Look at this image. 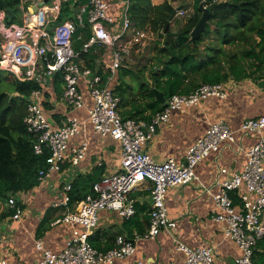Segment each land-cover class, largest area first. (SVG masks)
Listing matches in <instances>:
<instances>
[{"label": "built area", "instance_id": "2783aa9c", "mask_svg": "<svg viewBox=\"0 0 264 264\" xmlns=\"http://www.w3.org/2000/svg\"><path fill=\"white\" fill-rule=\"evenodd\" d=\"M45 1L16 0L21 13L20 23L15 22L18 18L16 7L13 8L15 17L10 19L7 10L0 6V70L10 71L22 82L35 80L41 86L31 94L24 118L27 131L35 137L36 154H43L45 149L51 153L49 170L40 172V182L53 171H60L65 163L79 165L87 156V139L78 146L69 145L73 138L86 131L87 120L72 114L86 108L81 81L88 85L94 101L92 108L87 110L88 121L95 133L120 143L121 158L120 170L104 176L94 185L93 193L76 205V211L64 218V222L78 224L82 230L74 232L59 253L45 248L41 241L37 242V249L41 251L37 264H114L117 259L134 255L136 244L123 236L117 238V247L107 252L96 249L90 238L102 211L115 212L124 220L135 216V200L130 195L145 182L152 184V207L149 229L141 239H155L163 232L173 235L177 222L168 211L169 190L199 181L196 168L200 163L212 154H221L223 144L234 152L241 151L244 138H252L254 143L246 153L243 170L225 180L219 177L215 180L219 191L213 198L221 212L213 219L226 225V237L234 240L242 252L235 264H253L257 243L264 239V115L247 119L238 128H232L224 121L211 123L206 133L187 149L184 162L179 163L173 158L163 162L154 160L145 148L158 128L167 123L174 112L198 106L212 98L226 99L229 95L227 87L223 84L203 85L190 95H173L166 109L155 114L150 122L124 119L120 113L121 99L111 83L130 53L147 35L139 31L130 18V1L119 23L109 14L107 0ZM64 13L65 18H62ZM186 15L185 11L178 14ZM86 32L90 36L84 41ZM78 45L80 49H77ZM96 47L111 48L113 60L102 70L94 71L85 65L84 57ZM58 72L63 74L62 101L67 109L61 126L51 123L44 109L45 86ZM227 173L226 169L220 171V175ZM66 190L70 191L71 185ZM22 194L9 197L8 207L16 210L14 220H19L23 213L18 204V195ZM235 194L240 198L238 205H235ZM68 202L69 197H66L63 204L67 206ZM173 241L184 256L180 264H215L213 247L192 248L176 236ZM0 264L8 262L0 256Z\"/></svg>", "mask_w": 264, "mask_h": 264}, {"label": "crops", "instance_id": "0c3cea01", "mask_svg": "<svg viewBox=\"0 0 264 264\" xmlns=\"http://www.w3.org/2000/svg\"><path fill=\"white\" fill-rule=\"evenodd\" d=\"M107 1L110 4L109 14L118 23L122 22L124 8L130 0ZM166 1L175 8L172 30L176 32L183 26L185 20L181 18L182 16H178L179 12L185 11L187 14H192L194 2L193 0H152V3L161 5ZM179 19H182L181 24ZM138 30L146 32L139 28ZM146 33V39L135 47L124 65V68L131 70L134 74L142 71L147 61L149 62L152 58L150 55H154L152 48L156 40L155 35L149 31ZM146 49L149 53L152 51L151 54L148 53L140 62L142 66L133 69L132 67L137 65V61L141 58V51ZM105 60L107 64H110L113 60L112 54L100 55L96 60L98 65L96 70H102L105 66H102V62ZM145 75L148 76V72H145ZM117 76L120 79L118 73ZM125 80L134 87L131 76ZM111 85L117 90L119 80L116 82L115 79ZM225 85L228 91L232 90L226 99L212 98L198 106L174 112L169 121L158 128L155 137L146 146L147 154L158 162L173 158L181 163L185 160L187 149L206 133L211 123L224 121L232 128H238L247 119L264 115V81L246 80L241 85L230 81ZM80 89L85 97L86 108L74 111L72 114L87 120L86 131L83 135L73 138L69 145L70 147L78 146L82 140L87 139L89 142L87 156L79 165L65 163L60 171H53L44 182H40L39 186L18 195V204L23 211L21 218L14 220L11 217L0 223V256L4 257L8 264H37L41 259V251L36 246L39 241L45 248L55 253L62 252L67 240L73 236L74 232L82 230L78 224L71 225L64 222L68 214L76 211V205L72 208L63 204L70 192L66 190V187L81 175H88L98 170L106 176L120 170V143L111 137L94 132L88 121L87 111L88 108H92L94 101L85 81L80 82ZM136 93L138 91L134 87V94ZM45 94L49 120L55 126H61L67 115L62 98L57 97L51 84L46 87ZM169 97L168 99L171 98ZM123 105L121 101V112L124 109ZM132 108L131 105L126 107L128 110ZM45 111L47 114V110ZM241 143L242 150L235 152L223 144L221 154H212L197 166L196 173L199 181L169 190L166 203L170 217L177 222L173 235L163 232L155 239H141L149 229L152 207V184L145 182L130 195L131 199L135 200V216L130 220H124L115 212L102 211L99 224L90 239H93L102 251H109L114 246L116 248V241L120 236L136 244L134 255L117 259L114 264H139L140 262L180 264L184 256L177 250L173 236L192 248L213 247L215 264H235V260L242 252L234 240L226 237V225L213 219L215 214L221 212L215 204L213 195L219 191L215 185L217 177L225 180L229 175L243 170L247 161L246 153L254 140L244 138ZM221 169H226L228 173L220 175ZM7 205L0 201V210H4Z\"/></svg>", "mask_w": 264, "mask_h": 264}, {"label": "trees", "instance_id": "16d2710c", "mask_svg": "<svg viewBox=\"0 0 264 264\" xmlns=\"http://www.w3.org/2000/svg\"><path fill=\"white\" fill-rule=\"evenodd\" d=\"M5 1L12 8L17 5L16 0ZM130 1V18L139 29L152 32L156 40L152 48L154 55L142 71L134 74L124 66L118 70L120 79L116 77V82L119 80L116 94L124 104L123 111H120L124 119L150 122L155 114L166 109L156 101L151 92L154 88L169 97L170 92H173V95H190L203 85H225L230 81L241 85L246 80L264 81V0H193V13L187 14L183 26L176 32L172 30L171 21V17L175 16V8L168 1L161 5H153L152 0ZM67 10L68 6L65 12ZM205 11L210 12L207 29L199 40L193 42L191 32ZM62 18H65V13ZM89 36L86 32L84 41L88 40ZM77 49H80V45ZM112 51L107 47L94 48L91 53L85 55V65L96 71V60L99 56L103 53L112 54ZM106 63V60L103 61L102 66ZM145 72H148V76ZM130 76H133V81H142L139 93L134 94V87L126 82L125 79ZM107 78L108 75L105 80ZM50 84L61 99L63 74L56 73L45 87ZM40 88L35 80L22 82L10 71L0 70L2 203L8 204L10 195L26 193L39 186L40 172L49 170L50 150L45 149L43 154H36L35 137L27 131L24 124L31 94ZM231 91L229 89V95ZM128 105L133 108L126 109ZM44 108L48 116L45 103ZM103 176V173L97 170L77 177L68 193V205L74 208L93 193L94 185ZM233 197L235 205H238L239 196L235 194ZM15 213L16 210L7 205L4 210H0V223L13 217ZM90 241L100 250L93 239ZM106 251L108 250L103 252ZM253 264H264V239L257 243Z\"/></svg>", "mask_w": 264, "mask_h": 264}, {"label": "water", "instance_id": "95a60500", "mask_svg": "<svg viewBox=\"0 0 264 264\" xmlns=\"http://www.w3.org/2000/svg\"><path fill=\"white\" fill-rule=\"evenodd\" d=\"M49 0H46L45 2H48ZM0 6L5 8L7 10L8 13V17L10 19L15 17V12L14 9L11 8L9 6V4L5 1V0H0ZM174 16L171 17V21H173ZM210 19V12L209 11H205L204 15L202 16V18L200 19V21L198 22L196 28L191 32V38L193 42H196L197 40H199L203 33L206 31L207 29V23ZM151 92L153 93L155 99L160 102V104L162 106H168L169 104V99L166 96V94L158 89H152ZM170 97L173 96V92H170L169 94Z\"/></svg>", "mask_w": 264, "mask_h": 264}, {"label": "rangeland", "instance_id": "374dc122", "mask_svg": "<svg viewBox=\"0 0 264 264\" xmlns=\"http://www.w3.org/2000/svg\"><path fill=\"white\" fill-rule=\"evenodd\" d=\"M16 9H17V6H16ZM17 13H18V18L15 20V22L16 23H20V21H21V13H20V11L18 9H17ZM188 15H190V14L188 13ZM181 18H183V20L186 19L184 17H181ZM179 23H182V19H179ZM151 52L149 53L147 49L145 51H141V53H140L141 54V58H139V61H137V65H134L132 68L135 69V67L142 66L143 64H141L140 62L143 61V58H145L146 55H148V53L150 55ZM150 57H152V55H150ZM148 63L149 62L147 61L146 66L148 65ZM131 77H133V76H131ZM133 85H134L136 91H138V93H139L141 91L142 81H134Z\"/></svg>", "mask_w": 264, "mask_h": 264}]
</instances>
